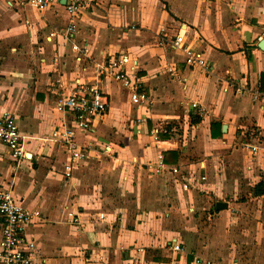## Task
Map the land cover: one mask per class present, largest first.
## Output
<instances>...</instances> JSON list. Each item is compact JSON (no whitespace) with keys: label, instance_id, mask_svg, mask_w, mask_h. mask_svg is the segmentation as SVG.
I'll use <instances>...</instances> for the list:
<instances>
[{"label":"crops","instance_id":"0c3cea01","mask_svg":"<svg viewBox=\"0 0 264 264\" xmlns=\"http://www.w3.org/2000/svg\"><path fill=\"white\" fill-rule=\"evenodd\" d=\"M64 4L0 0V117H16L27 152L17 160L0 141V187L41 213L25 232L41 262L264 264V194L254 193L264 181V102L253 98L264 92V0H98L74 18ZM180 31L207 68L173 47ZM121 57L148 106L104 69ZM79 83L100 87L109 103L86 130L56 109L59 93ZM60 128L94 145L72 178ZM160 152L178 175L149 167ZM2 230L0 217V239Z\"/></svg>","mask_w":264,"mask_h":264},{"label":"built area","instance_id":"2783aa9c","mask_svg":"<svg viewBox=\"0 0 264 264\" xmlns=\"http://www.w3.org/2000/svg\"><path fill=\"white\" fill-rule=\"evenodd\" d=\"M22 6H32L39 10H45L53 4L61 0H17ZM98 0H65V9L71 18L77 16L82 10L90 8L97 3ZM76 32L74 20L67 28V34L73 36ZM260 40H264V31L259 36ZM172 45L176 49L181 50L185 56V62L188 66L207 68L208 64L205 54L194 48L187 39L186 32L180 31L173 39ZM74 50L82 51L75 44ZM84 51L87 52V49ZM126 57L117 58L110 62L106 72L110 76L121 83L125 88L130 90L131 100L136 105L148 106L150 98L145 90L143 82L139 79L134 71L125 69L127 62ZM245 89V88H243ZM255 100L264 102V92L253 91ZM109 108L105 93L96 85L83 84L70 90H63L59 93L56 109L61 112L70 111L75 119L77 128L86 130L91 127L92 120L103 115ZM194 112L203 116L207 113V108L199 102H192ZM158 131L153 134V139L157 141ZM25 137L22 135L16 117L11 112H4L0 117V141L3 142L10 151L13 158L26 159V150L24 147ZM55 139L64 143L69 153L68 162L65 165L64 175L66 178L73 177L75 164L88 156L89 150L94 147L92 143L88 146H81L76 140V131L72 128H60L55 133ZM252 152L261 149V145L246 143ZM111 147L108 145L107 149ZM264 148V147H262ZM149 167L156 172L169 170L175 176L180 173L179 167H170L165 161L162 152L158 153L155 163H150ZM206 179L202 175L197 179V183ZM185 189L191 188V183L184 182ZM38 211H31L21 205L13 196L11 191L0 187V217L3 224L2 237L0 239V264H43L37 253V245L35 241L29 240L26 235V227L36 217H40ZM174 251H181V244L177 243L173 246ZM200 262V260H197Z\"/></svg>","mask_w":264,"mask_h":264},{"label":"water","instance_id":"95a60500","mask_svg":"<svg viewBox=\"0 0 264 264\" xmlns=\"http://www.w3.org/2000/svg\"><path fill=\"white\" fill-rule=\"evenodd\" d=\"M62 2L65 3V0H62ZM259 47L264 50V40H262L260 43H259ZM30 156V155H29ZM217 207L218 209H227L228 208V204L225 203V202H218L217 203Z\"/></svg>","mask_w":264,"mask_h":264},{"label":"trees","instance_id":"16d2710c","mask_svg":"<svg viewBox=\"0 0 264 264\" xmlns=\"http://www.w3.org/2000/svg\"><path fill=\"white\" fill-rule=\"evenodd\" d=\"M200 118L196 119L197 121L199 120ZM195 120V121H196ZM254 193L256 195H263L264 194V181L259 183L255 188H254Z\"/></svg>","mask_w":264,"mask_h":264}]
</instances>
